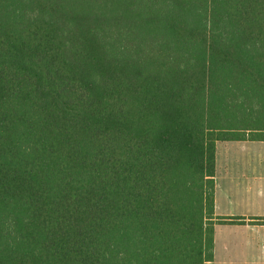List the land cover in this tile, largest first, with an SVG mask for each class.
Returning a JSON list of instances; mask_svg holds the SVG:
<instances>
[{
  "label": "trees",
  "instance_id": "16d2710c",
  "mask_svg": "<svg viewBox=\"0 0 264 264\" xmlns=\"http://www.w3.org/2000/svg\"><path fill=\"white\" fill-rule=\"evenodd\" d=\"M259 106L264 0H0V264H213Z\"/></svg>",
  "mask_w": 264,
  "mask_h": 264
},
{
  "label": "crops",
  "instance_id": "0c3cea01",
  "mask_svg": "<svg viewBox=\"0 0 264 264\" xmlns=\"http://www.w3.org/2000/svg\"><path fill=\"white\" fill-rule=\"evenodd\" d=\"M256 142L258 140H248ZM264 158V157H263ZM218 163H216L215 173V194H214V215L223 217L226 221L216 223L214 230V264L217 255V231L233 232L242 235L239 242L235 244L234 257H224L220 260L228 263L237 264H264V243L259 247V243L252 234L261 231L264 232V165L245 166L238 170L239 172L233 176V186L229 190V197L220 196L218 193ZM227 172V171H226ZM240 173V174H239ZM232 217L234 218L233 221ZM244 236L247 239H244ZM223 248L222 239L220 240ZM232 244V243H230ZM227 245V243H226ZM228 249V247H227Z\"/></svg>",
  "mask_w": 264,
  "mask_h": 264
},
{
  "label": "rangeland",
  "instance_id": "374dc122",
  "mask_svg": "<svg viewBox=\"0 0 264 264\" xmlns=\"http://www.w3.org/2000/svg\"><path fill=\"white\" fill-rule=\"evenodd\" d=\"M262 106V105H261ZM255 107L256 114L254 117L256 119L259 118V113H264L263 107ZM264 122V118H263ZM247 140H218L216 142V163L218 169V178L217 186L218 193L220 192V196L225 198V195L229 197V193H234V190H229V187L233 186V176L236 175L240 168L245 166H259L264 165V141H256L249 142ZM252 141V140H250ZM227 171V172H226ZM240 174V173H239ZM233 175V176H232ZM215 216V215H214ZM233 218V217H232ZM222 221H226L225 218L215 216L214 222V230L216 223H221ZM232 221V220H231ZM213 226L212 224H209ZM217 255L215 257V264H225V262L220 261L223 260L224 257H234L235 254V244L240 241L242 235L238 236L233 232H220L217 231ZM250 237L254 238L257 243H259V247L264 243V232L258 231L252 234ZM222 239L223 248L221 247L220 240ZM244 239L247 237L244 236ZM227 243V245H226ZM232 243V244H230ZM228 247V249H227ZM214 264V263H213ZM228 264H237V263H228Z\"/></svg>",
  "mask_w": 264,
  "mask_h": 264
}]
</instances>
